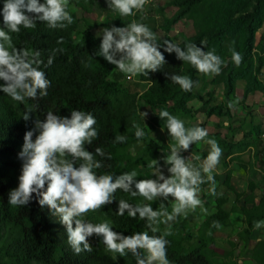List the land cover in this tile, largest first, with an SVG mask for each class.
Instances as JSON below:
<instances>
[{
	"label": "trees",
	"instance_id": "16d2710c",
	"mask_svg": "<svg viewBox=\"0 0 264 264\" xmlns=\"http://www.w3.org/2000/svg\"><path fill=\"white\" fill-rule=\"evenodd\" d=\"M102 1L68 0V11L72 14L74 23L67 29L51 30L46 24L38 23L34 30L22 28L19 34H12L13 43L17 47L40 50L45 60L53 48L62 47L64 51L57 54L50 67L44 69L47 79L51 82L47 96L20 103L0 91V264H136L131 253L125 258L108 252L101 241L102 238L95 235L89 238L93 246L91 253L74 254L67 243L65 227L50 214L46 206L41 208L35 194L25 207H13L8 204L9 193L18 186V177L21 173L22 161L18 158V153L24 142V134L33 128L35 119L43 120L47 111L52 110L55 111L54 114L70 116V111L77 109L91 112L95 116L97 120L95 127L99 136L93 145H86V150L94 152L96 147H101L112 157L110 160L96 157L104 165L98 170V174L119 175L122 171L135 169L140 175L137 180L154 179L146 174L151 170L149 167L151 159L156 160L159 156L165 158L170 151L168 145L156 143L149 134V131L157 128L167 130L164 127L166 120L158 117L161 110H167L178 118L190 117L193 109L189 102L197 99L205 107L207 117L214 114L218 118L222 116L230 118L231 109L228 108V103L232 101L238 80L244 81L240 102H245L248 95L255 91L264 92V83L256 74L264 67V56H261L264 55V31L256 45L258 52L254 53L255 34L264 26V0H167L165 6L174 7L175 10L171 16L162 20L163 34L157 35V42L169 40L182 49L188 43H195L205 51L215 49V53L226 62V66H222L219 75L210 76L207 80V75L197 72L187 62L177 59L174 52L167 53L160 48L167 63L162 70L149 72L147 77L137 76L138 80L146 84V88L139 93L131 92L122 82L110 78L116 67L103 57L95 55L102 38L94 35L92 31L94 24L83 19L86 27L79 31L81 19L70 10L79 8L84 13H94ZM40 2L43 3L44 0ZM2 6L3 0H0V9ZM111 17L112 26L116 27L126 26L134 20L133 16L123 17L116 11ZM137 17L139 21V15ZM182 19L191 21L194 32L190 36L181 35V41L175 42L169 32L172 26ZM2 25L0 15V27ZM146 25L155 33L153 27L147 23ZM77 35L79 39L76 41ZM60 38H63L62 44L57 43ZM201 42H204L205 48ZM233 49L243 56L240 67H236L231 60ZM166 72L188 75L193 81L198 82V86L191 92H185L178 84L171 82L165 75ZM2 83L3 81H0V84ZM208 84L222 85L221 102L209 105L211 100L204 99L206 94L204 91ZM140 103L152 111V115L144 122L140 115ZM34 104L39 105L38 110L30 113V119L25 121L22 115ZM134 123L139 124L144 130V137L139 139L135 137V128L132 126ZM185 126L205 128V124L198 121ZM231 129L227 127V130ZM118 134L125 135L127 141L115 142V136ZM229 134L223 135L221 131L208 133L205 141L207 139L217 141L223 149V160L227 164L235 162L248 175L245 190L240 191L231 183L230 169L227 170L222 185L233 193V209L243 218L238 235L241 253L255 264H264V236L259 237L253 246L250 245L253 222L264 219V172L260 176L262 186L257 197L255 191L259 185L254 179L257 157L254 156L248 161L241 158L247 149L256 146L261 135L260 127L250 121L247 130L239 139H235L231 132ZM198 143L190 145L189 150L197 151ZM202 156H205L204 152ZM194 163L199 166L197 161ZM115 196L117 201L103 206L100 211L88 213L87 218L94 223L110 220L112 230L125 236L146 230L144 221L128 218L126 214L123 217L116 214L120 199H127L135 204L143 202V198L131 197L120 190H117ZM163 202L171 211L170 197L169 202ZM160 203V200L153 202L151 205L153 210H156ZM227 203L228 199L223 194L213 196V211L205 215L194 234H190L189 230L179 223L170 226L172 235L166 239L169 240L167 255L171 264H216L213 257L217 252L213 245L215 233L219 228L212 227V224L217 221L221 227L229 225L231 211L226 209ZM178 226L182 231L181 238H177L174 233L175 227ZM168 227L160 225V232L156 235H161Z\"/></svg>",
	"mask_w": 264,
	"mask_h": 264
},
{
	"label": "clouds",
	"instance_id": "9594fccd",
	"mask_svg": "<svg viewBox=\"0 0 264 264\" xmlns=\"http://www.w3.org/2000/svg\"><path fill=\"white\" fill-rule=\"evenodd\" d=\"M106 2L109 9L120 16L131 17L142 12L148 0ZM68 6V0H44L43 3L40 0H3L0 9L3 20L0 27V81L3 83L0 84V91L13 101L24 103L48 95L51 82L44 69L50 67L57 54L63 53L64 49L53 48L45 60L40 50L17 47L12 34H19L22 28L34 30L38 23L46 24L51 30L67 29L74 23ZM97 36H102V40L95 55L103 57L130 77H147L149 72L162 70L167 62L160 48L167 53L174 52L177 59L187 62L204 75H219L222 66H226L215 49L205 51L195 43H188L182 49L169 40L158 43V37L150 27L136 20L123 27L102 28ZM57 43L62 44L63 38L58 39ZM201 45L204 47V42ZM231 60L236 67H240L243 56L233 49ZM165 75L185 92H191L198 86V82L188 75L167 72ZM236 103L230 101L228 108H234ZM38 108V104L29 106L22 118L28 121L29 114ZM54 112L47 111L43 120L35 119L33 128L25 132L18 153L22 161L18 186L10 191L8 204L25 207L35 194L41 208L46 206L50 214L65 227L67 243L74 254L91 253L93 246L89 238L95 235L102 238L106 250L115 256L125 257L131 253L136 264H171L167 255L169 240L166 239L172 235L171 223L181 216L187 218L189 212L197 208L207 213L200 198L201 185H209L211 196L219 195L214 172L220 164L223 149L217 141L207 139L210 151L202 164L197 166L194 161L200 160L198 155L184 158L181 152L189 150L190 145L205 141L207 129L200 126L186 127L182 119L167 110H161L158 117L166 120L164 127L175 141L170 147V154L163 158L164 164L169 166V175H164L155 159H151L149 167L153 171L147 175L154 176V179L137 180L140 175L135 169L122 171L119 175L98 174L104 165L96 157L109 160L112 157L101 147H96L94 152L86 150V145H93L99 136L95 116L77 109H72L70 116ZM140 115L144 122L148 114L140 112ZM132 126L137 139L145 136L139 124L134 123ZM126 141L127 137L123 134L115 136L117 143ZM117 190L131 197L143 198V202L135 204L120 199L116 214L120 217L126 214L128 218L144 221L146 230L125 236L112 230L110 220L94 223L87 218L88 213L100 211L103 206L117 201ZM169 197L173 201L171 211L163 202H169ZM157 200L161 203L153 210L151 205ZM162 224L169 227L161 235H156ZM212 227L220 228L221 225L214 221ZM261 227H264V220L253 222L254 230Z\"/></svg>",
	"mask_w": 264,
	"mask_h": 264
},
{
	"label": "rangeland",
	"instance_id": "374dc122",
	"mask_svg": "<svg viewBox=\"0 0 264 264\" xmlns=\"http://www.w3.org/2000/svg\"><path fill=\"white\" fill-rule=\"evenodd\" d=\"M166 1L167 0H148V3L146 4L144 10L142 12L134 14V20L144 24H149L155 29L156 35H162V20L168 16H171V14L175 10L174 7H166ZM70 10L71 12L76 13L77 16L81 19L78 26L79 31H82L86 27L83 19H86L90 23L94 24L92 31L95 36H97V33L100 32L102 28L112 26L113 20L111 16L114 11L109 9L106 0L102 1L99 8L95 10L94 13H84L79 8H71ZM138 15L140 17L139 21L137 17ZM263 31L264 26L261 27L255 34L256 48L254 50V53L258 52V48L256 45L258 44L261 38V33ZM193 32L194 30L192 28L191 21L182 19L172 26L169 35L174 38L175 42H179L182 39L181 35L190 36L193 34ZM97 37L102 38V36ZM78 39L79 35L75 37L76 41ZM256 74L257 78L264 83V67L257 71ZM110 78L112 80L122 82L125 87H127L131 92L139 93L146 88V84L138 80L137 76L128 77L127 74L120 72L117 68L112 72ZM237 88H239L238 84ZM204 93H206L204 94V99H208V101L211 100L209 102V105H215L221 102V100L223 99L222 85H207ZM239 97L240 92L235 91L232 97V101H236L237 103L235 104V107L230 110V118H227L226 116L218 118L214 114L211 115V117H207L204 113L205 107L202 105V102L194 99L189 105L192 106L195 112L191 113L190 117H181L180 119H182L185 124H191L194 121L204 123L206 125V129L210 132L221 131L223 135L225 133L230 135L229 133L231 132L235 139H239L241 137L242 133L247 130L248 124L251 121V123L259 125L261 135L264 134V92L256 91L251 96L249 102H246V100L245 102H240ZM139 108L141 112H146L148 114L145 119H148L152 115V111L150 110V108L144 106L142 103L139 104ZM218 126H221V128H219ZM227 127H231L232 129L227 130ZM149 134L156 143L168 145L169 150L171 145L175 144V141L169 136V133L166 129L157 128L153 131H149ZM261 135L257 140L256 146L247 149L241 157L244 161L252 160V157L254 156L257 157L255 160L256 173L254 175L255 181L259 185L258 189L255 191V195L257 197H259L262 186L260 176L262 172H264V141ZM197 146V151H182L181 155L184 158L191 157L192 155H198L200 157V160H197V162L199 165H201L204 158L210 151V146H203L202 144H200V142L197 144ZM255 151L256 154L254 155ZM202 152L205 153V156H202ZM168 154H170V152ZM163 158L164 157L159 156L156 160L159 162L164 175L167 176L169 175V173L167 172V168L169 166L164 164ZM228 169H230L231 171V183L240 191L246 189V180L248 178L247 173L244 172V170H242L239 166H237L235 162H229L227 164V162L224 161L221 157L220 164L217 166L214 172V175L215 177H217L216 180L218 182L217 192L227 197L228 203L225 205V207L231 212L229 225L220 227L215 233V243L213 245V249L217 252V255L213 257V261L216 264H233L234 262H237L239 264H255L250 258H248V256H246L244 253H241L242 250L238 235L239 230L242 227L243 218L237 210L233 209V193L222 185V180L224 179ZM152 171L153 169L147 171L146 174L150 175ZM208 188V184H203L201 186L200 192V198L203 201V207L207 209V213H205L201 208H197L194 212L190 211L187 218H184L183 216L178 217L177 220L175 222H172L170 226L179 223V225H182L187 230H189L190 234L196 233L199 224L204 219L205 215L213 211V196L209 194ZM171 199L172 198L170 197V200ZM170 202L171 204L173 203V201ZM239 205L240 204L238 203L237 206ZM174 233L177 238L182 237V231L180 230L179 226L175 227ZM262 236H264V227H261L258 230L253 229L250 245L253 246L256 240ZM127 256H125V258Z\"/></svg>",
	"mask_w": 264,
	"mask_h": 264
},
{
	"label": "crops",
	"instance_id": "0c3cea01",
	"mask_svg": "<svg viewBox=\"0 0 264 264\" xmlns=\"http://www.w3.org/2000/svg\"><path fill=\"white\" fill-rule=\"evenodd\" d=\"M114 13V12H113ZM113 15V14H112ZM175 41V40H174ZM180 42V41H179ZM206 78H207V80L210 78V76H206ZM237 84L239 85V88H237ZM208 85H211V84H208ZM243 87H244V81H242V80H238L237 82H236V86H235V91L236 92H240V97H239V99L241 98V95H242V90H243ZM223 88V87H222ZM256 92V91H255ZM255 92H253V93H251V94H249L248 95V97H247V99H246V102L248 101L249 102V100H250V98H251V96L255 93ZM237 94V93H236ZM197 100V99H196ZM193 101V100H192ZM192 101H190L189 102V104L192 102ZM199 101V100H198ZM200 102V101H199ZM189 106H191V105H189ZM192 107V106H191ZM193 109V108H192ZM193 112H195L194 110H193ZM205 113V112H204ZM211 117V116H210ZM199 122V121H198ZM205 129H206V125H205ZM208 131V130H207ZM212 132H216V131H212ZM212 132H210V131H208V133H212ZM262 135H264V134H262ZM200 144H202L203 146L204 145H207L208 146V144H207V142L206 141H203V142H200ZM244 174V173H243Z\"/></svg>",
	"mask_w": 264,
	"mask_h": 264
},
{
	"label": "built area",
	"instance_id": "2783aa9c",
	"mask_svg": "<svg viewBox=\"0 0 264 264\" xmlns=\"http://www.w3.org/2000/svg\"><path fill=\"white\" fill-rule=\"evenodd\" d=\"M128 77H130V76H128ZM261 137H262V139H263V141H264V135H261Z\"/></svg>",
	"mask_w": 264,
	"mask_h": 264
},
{
	"label": "water",
	"instance_id": "95a60500",
	"mask_svg": "<svg viewBox=\"0 0 264 264\" xmlns=\"http://www.w3.org/2000/svg\"><path fill=\"white\" fill-rule=\"evenodd\" d=\"M202 175V174H201Z\"/></svg>",
	"mask_w": 264,
	"mask_h": 264
}]
</instances>
